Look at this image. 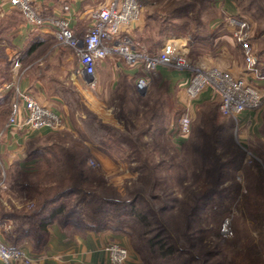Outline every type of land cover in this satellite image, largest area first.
I'll return each instance as SVG.
<instances>
[{
  "label": "rangeland",
  "instance_id": "374dc122",
  "mask_svg": "<svg viewBox=\"0 0 264 264\" xmlns=\"http://www.w3.org/2000/svg\"><path fill=\"white\" fill-rule=\"evenodd\" d=\"M37 1L40 6L37 5ZM109 1L96 0L92 9L103 7ZM35 4L43 15H52L49 10L51 8L44 6L41 0H35ZM258 6L264 7V0L257 3L252 0H143L140 20L145 23L143 27L150 23L153 25L152 28L156 29L163 23L162 21L167 22L169 26L177 25L170 28L171 34L163 38L159 47L162 48L170 39H178L186 46L188 57L193 63L207 68H218L239 77L245 73L247 65L243 49L234 37L236 28L230 21L231 18L248 21L251 24L250 42L254 45L255 51H263L264 14L258 11ZM15 14L18 15L16 11ZM89 24L90 13H87L80 18L77 28L84 30ZM75 30L73 29L74 32ZM143 30L144 28L135 29L131 37L147 48H157L140 40ZM193 35L195 37L197 35V38ZM32 41L33 39L19 46L22 48L20 61L23 68L17 76V83L21 84L24 78H28V85L33 86L39 98L55 102L54 108L60 112L62 107L67 111L68 117L67 120L64 118V123L73 129L50 130L43 136L31 132L34 140L41 137L69 138L73 133L80 136L78 130H82V125L78 117L89 121L88 114L92 112L88 101L89 94L99 98L107 97L106 102L114 109L116 116L123 97L126 98L125 107L135 109L129 105L131 104L129 92L133 89L136 78L142 75L140 68L127 65L118 56L111 57V65L116 70L99 71L97 67L96 87L92 89L83 78L79 79V84L74 82L76 80L72 73L77 67L78 58L73 49L49 36L34 52L26 53ZM262 61L264 63V58ZM100 74L103 77L102 82H99ZM184 74L187 75L174 68L160 67L149 90L139 96L143 102H139L141 108L138 115L128 113V116L139 127L143 122L144 108L150 112L158 109L161 113L160 118L153 123L158 128L165 123L162 122L163 118L169 123L189 113L192 117L190 136L172 137L169 132L171 130L168 129L165 133L152 132L144 135L139 139L144 154L137 156V161L131 160L127 155L119 158L106 152L126 165V175L116 169L107 171L104 162L91 152L85 163V167L91 171V180L85 184L84 189L97 187L98 195L108 199L129 200V192L138 188L145 199L141 208L153 209L154 216L149 214V221L152 224L149 228L136 222L132 216H124L127 225H124L122 230H117L116 221L122 218L116 213L104 215L114 221L110 225L115 229L106 230L116 235L117 238L112 241L128 248L129 264H264V240L261 239L246 205L248 185L253 187L251 194L254 196L256 193L255 167L257 164L264 167V80L256 79V82H253L262 92L263 104L259 110L246 112L238 118H223L218 113L219 100L213 94L210 93L211 97L205 102L201 101L202 96L190 100L183 88L178 85L169 87V82L163 78L167 76L179 79L184 77ZM0 76L3 78L9 76L7 82L11 81L9 78H13L10 77V73L7 75V70L3 66L0 68ZM1 83L3 82L0 81V85ZM1 104L3 107L0 110V120L3 121L9 117L10 104L6 100H2ZM213 108L218 115L214 120L212 119L215 115H208ZM220 123L229 125L230 131L221 130L213 136L214 140H217L216 143H212L210 148L206 145L204 147L213 153V159H210L207 167L217 162L223 163L224 182L211 200L203 198L197 200L204 194L203 182L206 174L201 173L206 170V166L201 162L200 146L194 145V141L197 135L201 134L200 130L210 132L212 125L216 127ZM121 124L124 126L121 130L124 131L125 125L123 122ZM172 126L170 129L173 131ZM231 133L237 147V156L228 149L227 138ZM83 136L86 138V134ZM131 139L137 140L135 134H132ZM27 152H30V146ZM90 160H95L98 167H91ZM144 166L145 168H142ZM39 168L40 164L36 171ZM182 172L184 180L180 182L179 176ZM35 173L37 172L32 174ZM1 181H5L9 187V178L3 177ZM17 190L20 192L19 188ZM22 195L25 194L22 192ZM73 199L75 198L70 197L64 201L71 203ZM134 228L137 232L149 230V234L143 237L145 240L157 238L158 242L174 247L175 252L167 258H161L158 247L147 253L137 251L135 247L138 244L137 239L130 234ZM6 244L22 248L19 246L20 243Z\"/></svg>",
  "mask_w": 264,
  "mask_h": 264
},
{
  "label": "trees",
  "instance_id": "16d2710c",
  "mask_svg": "<svg viewBox=\"0 0 264 264\" xmlns=\"http://www.w3.org/2000/svg\"><path fill=\"white\" fill-rule=\"evenodd\" d=\"M252 2L257 3L259 0H252ZM251 4L253 5V3ZM255 5L257 6V4ZM258 11L264 14V7L258 6ZM16 13L18 14L17 16L14 15L9 19H2L0 21V29L9 25L12 26L18 24L21 20L20 17L23 19V15L19 11L16 10ZM162 22L163 23H161L157 29L152 28L153 25L148 23L144 27L143 34H141L142 36H140L141 41L157 47L153 49L146 47L150 55H155L161 49L159 46L162 43L163 38L166 35L171 34L170 28L172 26H177L171 24V26H169L167 22ZM193 36L194 38H197V35L196 37L195 35ZM45 42L46 40L36 37L33 39L31 45H29L28 50L34 52L39 45ZM257 55L260 72L264 75V63L262 61V58H264V50L257 52ZM7 75H9L8 72ZM8 77L4 78L5 80L2 81L3 83L1 84H4ZM136 80L133 89L129 92L131 103L129 105H132L135 109H131L130 107L127 109L125 107L126 98L123 97L119 113L117 114V118L125 125L124 131L113 125L102 122L94 113L89 112V121L82 117H78V120L82 125V130H78L80 136H76L72 132L73 135L70 134L69 138L53 137L48 139L46 137H41L31 142L30 154H32L33 158L40 160L41 168H39L38 172L35 174L21 173L12 176L10 178L9 186L13 188L16 187L17 189L19 188L20 192L25 194V203L33 202L32 207L29 208L25 205L18 210H8L3 212V216L4 218H10L16 221L17 229L19 231L24 230L23 228L25 224L29 225L27 229L34 239L33 244L35 250L40 251L46 247L49 239V229L53 224H58L63 229L73 230V232L81 234H84L86 231L102 232L106 230H114L115 228H117V230H122L124 225H127V222L124 221V216H132L136 222L142 224L145 228H149L152 225L149 221V214L154 216L153 209L141 208L145 199L138 188L129 192V200L122 198L108 199L104 196L98 195V192H96L97 187L84 189L85 184L90 183L89 180H91V171L85 167L88 157L91 156V151L87 142L96 144L108 154L118 156L119 158H124V156L127 155L131 160L137 161V156L144 154L142 143L139 142V139L142 138V136L152 132H154V134L160 132L165 133L167 132V129L171 130L169 132L172 137L179 134V121L181 117L169 123L168 120L166 122V118H163L162 122L165 121V123L158 128L153 125L155 120L160 118L159 116L161 113L158 109L150 112L149 110L146 111L144 108L142 111L143 122L141 126L138 127L134 121L132 122L128 115H138L139 108H141L139 105L143 102L142 99L139 98L141 94L137 91ZM12 98L13 93H10L9 96L5 97L3 100H6L11 104ZM9 109L10 116L11 105H9ZM210 112L211 113L208 115H215L212 120L218 118L216 109L214 110L213 108ZM218 113L223 118H230L225 117L221 113L220 103L218 106ZM207 120H210V118H207ZM171 125H173V131L170 129ZM229 127V125L224 123H220V125L218 124L216 127L212 125L210 132L200 130L201 134H198L196 141H194V145L196 144L200 146L201 162L206 166V170L201 173V175L206 174L205 182H203L204 194L198 197L197 200H201L202 198L203 200H211L212 197L216 196L219 187L222 186L224 182L223 163L217 162L216 164L207 167L209 166L207 164L210 163V159H213V153L210 149H205L204 145H206L207 148H210L212 143H216L217 141L214 140L213 136L217 135L221 130L223 132L230 131L231 128L229 129ZM84 133L86 134L87 139L83 136L85 135ZM132 134H135L137 140L134 141L131 139ZM219 142H221V140H219ZM227 142L229 151L237 156V147L233 141L232 133L228 136ZM34 143L37 144L34 145ZM158 145L160 146V143ZM142 168H145V166ZM255 168L256 184L254 189L256 190V193L253 191V193H255L253 196V194H251L253 187L248 185L246 205L250 217L256 223V229L260 232L261 239L264 240V167L257 164ZM12 170L20 171L21 169L19 165H15L12 167ZM183 176L184 173L182 172L179 176L180 182L184 180L182 179ZM70 197L75 198L71 203L64 201ZM112 213H116L119 218H122L116 221L117 226L115 228L110 225L111 222H114L113 219L104 216ZM130 234L137 239L138 244L135 246L137 251H144L147 253L149 250H154L158 247L161 253V258H167V256L172 255L175 252L174 247L167 246V243L163 244V242H158L157 238L145 240L143 237L146 234H149V230L137 232L134 228L131 229ZM9 246L13 248L18 247L12 245Z\"/></svg>",
  "mask_w": 264,
  "mask_h": 264
},
{
  "label": "built area",
  "instance_id": "2783aa9c",
  "mask_svg": "<svg viewBox=\"0 0 264 264\" xmlns=\"http://www.w3.org/2000/svg\"><path fill=\"white\" fill-rule=\"evenodd\" d=\"M23 15L25 24L34 32L48 33L61 44L74 50L78 58L73 77L83 78L94 89L98 63L111 57H120L133 67L140 68L142 75L136 80V88L143 95L157 75L161 66L174 68L188 75L185 92L190 100L198 99L205 90H210L219 100L221 113L225 117L238 118L246 112L262 107L261 90L253 83L264 80L259 69V59L251 39V24L246 20L231 18L230 24L236 30L234 37L243 49L246 71L235 77L218 68H207L193 63L186 46L180 40L170 39L155 54L131 37L143 11V0H111L107 5L92 12L91 25L83 37L77 36L64 14L45 16L35 4V0H7ZM68 7H65L66 12ZM18 66V65H17ZM13 90L11 113L6 125L10 132H41L59 130L65 125L64 117L54 109L42 105L29 90L22 89L17 81L7 86ZM192 132V117L189 113L179 121V137L187 138ZM89 165L98 167L95 160ZM110 264H129L130 252L127 247L111 242L105 247ZM0 261L2 264H37L22 248H13L0 241Z\"/></svg>",
  "mask_w": 264,
  "mask_h": 264
},
{
  "label": "crops",
  "instance_id": "0c3cea01",
  "mask_svg": "<svg viewBox=\"0 0 264 264\" xmlns=\"http://www.w3.org/2000/svg\"><path fill=\"white\" fill-rule=\"evenodd\" d=\"M44 6H49L52 15L64 14L70 21L71 27L76 29L75 33L79 37H83L91 25L92 22V5L96 0H41ZM111 1V0H110ZM109 1V2H110ZM108 2V3H109ZM107 3V4H108ZM106 4V5H107ZM37 5L40 4L37 1ZM52 6H54L52 8ZM65 7H68V11H64ZM47 10V9H46ZM15 9L10 5L7 0H0V21L2 19H9L15 14ZM92 11V12H91ZM90 13V24L85 27L84 30H79L77 28L78 22L83 15ZM50 14V15H51ZM18 24L12 26H7L0 29V68L5 67L8 74L10 73L11 81L7 80L4 84L0 85V110L3 107L1 101L13 93L12 89H8L7 86L13 81H17V76L23 68V64L20 61V51L22 48L19 46L27 41H31L36 37H40L47 40L49 36L53 37L48 33H39L32 31L23 21L22 17ZM139 24L135 29H143L144 24L142 19L138 22ZM54 38V37H53ZM30 51L27 50L26 53ZM112 58H108L98 63L99 71L112 72L115 69L111 65ZM18 65V66H17ZM165 67V66H161ZM245 73H243L244 75ZM242 75V76H243ZM234 76V75H233ZM241 76V75H240ZM239 76V77H240ZM238 77V76H235ZM163 78L169 82V87L179 86L184 89L187 85L188 75L184 74V77L170 78L163 76ZM79 79L76 78L74 82L79 84ZM102 74L99 75V82H102ZM5 79L0 76V81ZM28 78H24L19 86L24 90L31 91L32 94L37 98V100L44 106L54 109L56 112L60 113L64 118L68 117L67 111L62 107L61 112L54 108L55 102H50L47 100H42L34 92L33 86L28 85ZM213 94L210 90H205L202 93L201 101L205 102ZM187 96V95H186ZM107 98V97H105ZM99 98L98 96H92L89 94L88 101L90 109L92 112L104 123L113 125L119 129H123L124 126L121 124L120 120L117 118L114 109L110 108L106 102V99ZM188 98V97H187ZM6 117L3 121L0 120V241L4 243H20L19 246L22 247L26 252H28L32 257L37 259V264H110L108 255L105 251V247L116 239V235L110 232H94L86 231L84 234L73 232V230L63 229L58 224H53L49 229V239L46 247L40 251L34 248V239L28 232L27 224L24 225V230L19 231L17 229V222L10 218H4L3 212L12 209H21L25 205L27 207L32 206V202L25 203V196L22 192H19L17 188L7 187L6 182L1 181V178H11L16 174H32L36 171L40 160L33 158L30 152H27L28 147L35 138L32 134L25 131L10 132L7 130V119ZM63 129L67 131H72V127L69 124H65ZM49 130H43L37 132V135L43 136L44 133ZM88 146L91 149L92 154L98 157L102 162H104L107 171L118 170L122 171L126 175L127 167L124 163L116 160L115 158L108 155L106 152L102 151L96 144L89 143ZM19 165L20 171H13L12 167ZM0 264L1 261H0ZM22 264V263H14Z\"/></svg>",
  "mask_w": 264,
  "mask_h": 264
}]
</instances>
